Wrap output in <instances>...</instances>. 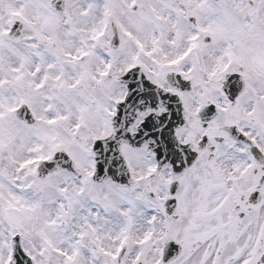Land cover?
Segmentation results:
<instances>
[{
  "label": "snow or ice",
  "instance_id": "snow-or-ice-1",
  "mask_svg": "<svg viewBox=\"0 0 264 264\" xmlns=\"http://www.w3.org/2000/svg\"><path fill=\"white\" fill-rule=\"evenodd\" d=\"M0 264H264V0H0Z\"/></svg>",
  "mask_w": 264,
  "mask_h": 264
}]
</instances>
